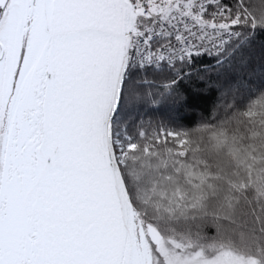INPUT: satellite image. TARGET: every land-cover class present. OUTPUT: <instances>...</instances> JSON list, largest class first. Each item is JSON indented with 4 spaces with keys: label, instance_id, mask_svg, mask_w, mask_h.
Here are the masks:
<instances>
[{
    "label": "snow or ice",
    "instance_id": "obj_1",
    "mask_svg": "<svg viewBox=\"0 0 264 264\" xmlns=\"http://www.w3.org/2000/svg\"><path fill=\"white\" fill-rule=\"evenodd\" d=\"M0 264H264V0H0Z\"/></svg>",
    "mask_w": 264,
    "mask_h": 264
}]
</instances>
